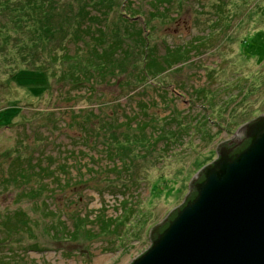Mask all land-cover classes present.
Returning <instances> with one entry per match:
<instances>
[{"label": "rangeland", "instance_id": "1", "mask_svg": "<svg viewBox=\"0 0 264 264\" xmlns=\"http://www.w3.org/2000/svg\"><path fill=\"white\" fill-rule=\"evenodd\" d=\"M25 2L0 6V264H130L264 114V0Z\"/></svg>", "mask_w": 264, "mask_h": 264}, {"label": "water", "instance_id": "2", "mask_svg": "<svg viewBox=\"0 0 264 264\" xmlns=\"http://www.w3.org/2000/svg\"><path fill=\"white\" fill-rule=\"evenodd\" d=\"M216 154L130 264H264V114Z\"/></svg>", "mask_w": 264, "mask_h": 264}, {"label": "trees", "instance_id": "3", "mask_svg": "<svg viewBox=\"0 0 264 264\" xmlns=\"http://www.w3.org/2000/svg\"><path fill=\"white\" fill-rule=\"evenodd\" d=\"M6 1L7 0H0V6L3 4H5L6 3ZM9 2H11V0H9ZM22 2H23V0H22ZM23 4V3H22ZM29 5H30V3H29V0H28V3H24V5H23V7H25L26 9H29V10H24V12H26L27 14L28 13H32V9L31 8H29ZM31 6V5H30ZM23 9V8H22ZM23 16H25V15H23ZM28 16V15H27ZM123 18H125V17H123ZM125 20H127L128 21V17L127 18H125ZM130 23V22H129ZM132 24V23H131ZM138 31H139V34H140V39L143 41L144 39H146L145 37H144V35H143V33H144V30H143V28H139L138 29ZM145 41V40H144ZM143 45H144V42H143ZM170 52V51H169ZM171 52H173V51H171ZM155 53V52H154ZM154 53H150V58H148V60H147V57H145L144 58V55L145 54H143L141 57L145 60V62H147L146 64H147V69H146V72L144 71V73L146 74V76L147 75H149L150 73L153 75V76H156V75H158V73H161L162 71V64H161V60L159 59V60H157L158 59V57L154 54ZM176 53V52H175ZM183 53V52H182ZM149 86H151V87H154L153 86V83H149Z\"/></svg>", "mask_w": 264, "mask_h": 264}, {"label": "flooded vegetation", "instance_id": "4", "mask_svg": "<svg viewBox=\"0 0 264 264\" xmlns=\"http://www.w3.org/2000/svg\"><path fill=\"white\" fill-rule=\"evenodd\" d=\"M195 54V53H194ZM187 55H186V53H179V52H177V54H176V56H175V52H165L164 53V55H163V59H160L161 60V64H162V69L164 68L163 67V65L164 64H166V65H168L169 66V68H172V67H177V66H179V65H183V62H182V59H184L185 57H186ZM187 61H189V60H186L185 62H187ZM192 63H194V60H193V58H192V61H191V64ZM205 68H207V67H205ZM162 71V70H161ZM206 72V71H205ZM207 73V72H206ZM207 76V75H206ZM153 78H154V76H153ZM155 82V79H154V81L152 82L151 81V83H154ZM165 85H163V87H164ZM154 87H155V85H154ZM235 135V134H234ZM234 135H232L231 137H228V138H224V140H222V141H220L219 142V144L217 145V149H216V152H217V150L219 149V147H221L223 144H225V143H227V142H229L230 140H232L233 138H234ZM191 193V192H190ZM189 193V190H188V195L190 194ZM170 212L171 211H169L168 213H167V215L164 217V219H166L169 215H170ZM163 219V220H164Z\"/></svg>", "mask_w": 264, "mask_h": 264}, {"label": "bare ground", "instance_id": "5", "mask_svg": "<svg viewBox=\"0 0 264 264\" xmlns=\"http://www.w3.org/2000/svg\"><path fill=\"white\" fill-rule=\"evenodd\" d=\"M257 57H258V55H256ZM255 57V56H254ZM256 58V57H255ZM254 61V60H253ZM169 200H170V198H169Z\"/></svg>", "mask_w": 264, "mask_h": 264}]
</instances>
